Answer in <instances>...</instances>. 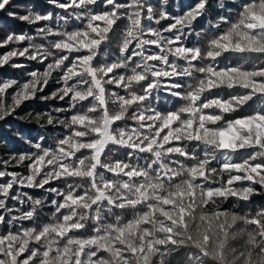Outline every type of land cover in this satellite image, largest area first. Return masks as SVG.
<instances>
[{"label": "snow or ice", "instance_id": "1", "mask_svg": "<svg viewBox=\"0 0 264 264\" xmlns=\"http://www.w3.org/2000/svg\"><path fill=\"white\" fill-rule=\"evenodd\" d=\"M12 4L0 264H264V0Z\"/></svg>", "mask_w": 264, "mask_h": 264}, {"label": "trees", "instance_id": "2", "mask_svg": "<svg viewBox=\"0 0 264 264\" xmlns=\"http://www.w3.org/2000/svg\"><path fill=\"white\" fill-rule=\"evenodd\" d=\"M191 0H173V10L179 11L182 5H187ZM37 3L41 8L45 7L44 0H13L12 6L9 11H15L23 15L28 8L33 4ZM8 31L22 32V31H32L25 23L18 19L11 18L7 13H0V36ZM4 49H0L3 52ZM3 74L6 76H15L19 73L12 69L5 68ZM55 87V85H53ZM50 105L43 101H34L26 104L21 110L20 115L26 113L44 112L49 109ZM45 131L39 128L34 120H17L10 119L7 122L0 123V156H6L12 151L22 150L26 145L22 142L20 136L23 137H35L38 132ZM20 133V136L16 134ZM48 135H55L50 129L47 130ZM6 141V143H5ZM19 170V169H18ZM264 206V198H256L255 203L252 207ZM244 212L250 211V208H244ZM179 260V258H177Z\"/></svg>", "mask_w": 264, "mask_h": 264}, {"label": "rangeland", "instance_id": "3", "mask_svg": "<svg viewBox=\"0 0 264 264\" xmlns=\"http://www.w3.org/2000/svg\"><path fill=\"white\" fill-rule=\"evenodd\" d=\"M29 1H31V0H29Z\"/></svg>", "mask_w": 264, "mask_h": 264}]
</instances>
